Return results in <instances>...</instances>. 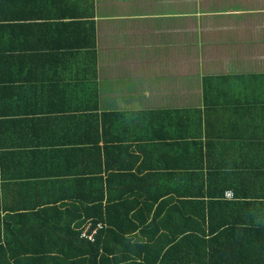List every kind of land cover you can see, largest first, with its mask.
I'll return each instance as SVG.
<instances>
[{
	"label": "crops",
	"instance_id": "0c3cea01",
	"mask_svg": "<svg viewBox=\"0 0 264 264\" xmlns=\"http://www.w3.org/2000/svg\"><path fill=\"white\" fill-rule=\"evenodd\" d=\"M32 151L1 229L5 204L94 198L87 172L153 225L138 262L264 264V0H0V153Z\"/></svg>",
	"mask_w": 264,
	"mask_h": 264
},
{
	"label": "trees",
	"instance_id": "16d2710c",
	"mask_svg": "<svg viewBox=\"0 0 264 264\" xmlns=\"http://www.w3.org/2000/svg\"><path fill=\"white\" fill-rule=\"evenodd\" d=\"M96 124L99 125L98 122ZM99 141L98 139L95 143L98 144ZM93 151H97L98 162L101 164L100 147L93 148ZM36 155L35 151L0 153V178L6 179L5 167L9 163H25L27 160H33ZM48 157L50 161H56L57 151L52 152ZM86 174L88 173L85 172L80 180L83 178L82 180L87 181L89 185L92 183L97 185L99 194L94 198L89 194L79 199L78 206L69 205L58 199L41 202L29 209L10 213V211L14 212V208L4 205V209L9 213L3 220L2 229V220L0 221V235L3 231L2 239L0 237V264H151L152 262L148 260L145 263L138 262L132 254L140 251L146 255L154 253L158 257L164 255L166 252L164 249H155L150 245L155 237L149 236V228L142 231V234L146 235L145 237L150 241L144 245H140L142 240L133 243L132 237H127L139 230L141 226L152 227L153 225L148 223L149 219H143L139 225H136L132 219L112 216L113 212L117 213L130 208L121 201L110 202L106 199L104 194L108 187V180L105 182L101 176L93 178L92 175ZM72 182L65 181L67 185H74ZM61 183L59 185H64V181ZM67 198L75 199L69 196ZM8 219L12 223H8ZM155 220L157 222V219ZM89 221L93 226L100 223L104 225V228L98 231L94 242L81 238V233ZM127 222L134 228H129ZM184 236L176 239L177 235H175L170 242H182ZM190 238L187 237L185 240ZM175 249L176 247L173 251Z\"/></svg>",
	"mask_w": 264,
	"mask_h": 264
},
{
	"label": "built area",
	"instance_id": "2783aa9c",
	"mask_svg": "<svg viewBox=\"0 0 264 264\" xmlns=\"http://www.w3.org/2000/svg\"><path fill=\"white\" fill-rule=\"evenodd\" d=\"M120 1L124 2V1H128V0H120ZM226 197L227 198H233L234 194L232 192H227ZM103 228H104L103 224L100 223V224H97L96 226H93V224L89 221L85 225V227L81 233V238L87 239L91 242H94L98 231L103 229Z\"/></svg>",
	"mask_w": 264,
	"mask_h": 264
}]
</instances>
